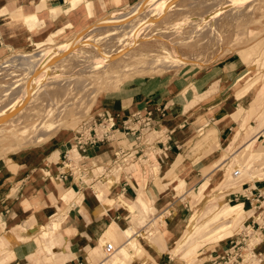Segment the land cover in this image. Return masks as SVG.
I'll list each match as a JSON object with an SVG mask.
<instances>
[{"label":"crops","instance_id":"0c3cea01","mask_svg":"<svg viewBox=\"0 0 264 264\" xmlns=\"http://www.w3.org/2000/svg\"><path fill=\"white\" fill-rule=\"evenodd\" d=\"M78 1L69 8L68 0H0V57L10 48L27 47L33 37L43 36L46 31L51 37L49 31L53 25H71L80 17L84 18L82 8L79 13L75 11ZM87 1L90 13L96 14L94 19L97 20L133 0ZM56 6L61 9H54ZM51 7L53 13L45 12ZM98 13L102 15L97 16ZM65 28L68 31L64 32L74 29ZM230 63L219 62L197 76L143 78L128 86L123 94L103 101L99 112L115 115L117 124L136 109H150L156 126L171 130L164 167L155 173L157 178L151 174L140 183L136 177L131 179L134 173L130 172L129 176H122L116 184L100 192L102 183L78 187L69 180L60 182L55 176L62 169L59 161L71 138V134L65 133L56 134L41 150L21 154L16 168L0 161V224L6 225L0 228V264H191L194 250L211 241L220 246V250L209 252L221 253L228 241L224 244L219 241L229 237H219L223 230L221 223L225 230L237 231L248 226L249 216L244 204L242 211L239 208L234 214L233 210L230 215L222 213L220 209L240 204L229 203L225 196L218 195L222 188L231 184L228 181L231 172L224 175L222 168L229 167L227 158L238 148L241 125L248 120V112L242 117L238 115L240 98H231L229 84L234 74L228 70ZM233 124L237 125L232 129ZM257 137H245L240 146L254 148ZM222 140L225 141L216 157V147ZM119 144H128V141L121 133H115L107 141L90 148L89 157L108 160ZM252 150L260 154L264 151V142ZM51 156L58 157L59 161H48ZM218 166L221 171L216 180L205 184ZM205 173L209 175L196 192L189 190L179 199L174 196L185 184L188 189L195 188ZM243 183L262 188L264 178ZM211 189L215 190L214 194ZM194 195H207V200L213 201L204 202L183 221L178 203L184 198L193 200ZM70 202L65 217L57 215L48 221L56 209ZM216 208L222 213L219 216H214ZM164 210L172 214L173 222L163 219ZM154 211V216L144 221L146 214ZM211 213L217 218L212 220ZM133 215L137 222L148 224L152 234L148 232L147 236L139 238L134 230L121 236V231L133 229L130 225ZM53 221L57 224L51 227ZM20 224L22 229L18 227ZM179 233V238L171 245L173 236ZM261 234L257 244L262 250H257L263 256L264 231ZM120 239L124 241L119 243ZM131 239L135 240V247L127 248L126 252V242ZM108 243L113 247L112 252L105 248ZM183 246H186L185 252L178 255V249ZM202 253L200 264H204L207 252ZM261 264H264V256Z\"/></svg>","mask_w":264,"mask_h":264},{"label":"rangeland","instance_id":"374dc122","mask_svg":"<svg viewBox=\"0 0 264 264\" xmlns=\"http://www.w3.org/2000/svg\"><path fill=\"white\" fill-rule=\"evenodd\" d=\"M154 1L159 6L158 10L152 9L156 5L150 3ZM145 2L146 6L141 11H133L136 5ZM89 5L87 0H79L75 11L79 13L82 8L83 13L85 12L84 18L80 17L78 22L71 25H53L49 31L51 37L46 31L43 36L33 37L27 47L10 48L0 57V161L16 168V160L21 154L41 150L56 134H71L72 138L83 119L96 116L105 99L123 94L128 86L143 78L162 75L184 77L188 74L197 76L219 62H231L228 67L234 74V80L229 84L231 98L234 96L239 99L241 95L245 96L244 100H238L240 106L237 112L241 117L248 112V120L241 125V137L236 143L238 148L232 150V154L227 158L229 167L222 168L224 175L236 168L240 169L241 174L237 178L229 174L230 186L222 188L217 194L219 197L225 196L229 203L240 204L234 205L235 208H222V213L230 215L233 210L234 214L239 208L242 211L243 204L249 210L247 203L237 202L241 199L233 200L229 193L240 189V184L245 180L264 178V151L257 155L252 150L264 142V0H133L119 6L118 11L103 14L97 20L94 19L96 14L88 11ZM51 9L52 7L47 8L45 12H52ZM54 9L60 10L61 7L56 6ZM100 15L102 14H97ZM112 19L118 22L88 32L89 26L94 22L102 20L104 23ZM65 27L74 29L66 33L64 31L68 30ZM76 37L84 43L74 44L70 48L63 46L67 41H74ZM60 50L64 51L63 54H59V58L55 57ZM49 51L55 52L50 54ZM41 52H44L42 64L54 62L45 68V74L40 80L33 78L30 69L22 64L20 66L15 60L11 61L25 59ZM17 53L20 55H15ZM33 57L40 56L31 58L34 59ZM48 58L53 59L47 60ZM162 59L159 65V60ZM21 92L27 96L18 101L22 96ZM236 125L233 124L232 129ZM245 137H257L254 148H245V144L240 146ZM224 141L216 147V157L219 156ZM151 160L153 162L149 158L139 159L130 164L126 171L134 173L131 179L136 177L140 183L147 180L148 176L142 175L141 168H153V177L157 178L156 172L164 167L165 158L159 163L153 157ZM48 161L58 162L59 159L51 156ZM218 167L211 179L206 180L209 174L205 173L195 188L188 189L185 184L174 196L179 199L189 190L196 192L203 181L206 180L205 184L215 181L221 171V167ZM116 174L115 177L102 182L98 192L116 184L118 175H124L119 172ZM175 181L179 183L178 180ZM214 191L210 190L212 193ZM207 199V195H194L193 200H180L178 209L182 211V220L185 221L203 206L204 202L209 201ZM211 201L213 200L209 202ZM70 204L60 210L56 209L48 221L57 215L65 217L70 210ZM218 210L219 208H216L213 211L214 216L222 214L218 213ZM155 213L156 211L148 212L144 221H148ZM214 216L212 213L209 215L212 220L217 218ZM163 217L169 223L173 222L172 214L165 210ZM131 219L130 225L133 229L121 231V236H127L134 230L139 238H144L148 232L152 234V230L148 231V224L137 222L135 215ZM56 224L53 221L51 227ZM221 225L223 230L219 237H229L219 241L220 244H224L229 238H236L237 234L246 228L245 226L232 231L225 230L224 223ZM1 226L6 225L0 224L2 229ZM138 226L141 228L137 229ZM18 227L22 229L21 224ZM253 234L254 230H251L246 240L247 245L244 246V254L253 246L262 250L257 243L249 244ZM179 236L180 233L173 236L171 245L175 244ZM259 238L261 237L252 236L253 241H258ZM122 241L124 240L120 239L118 242ZM126 243V252L127 248L135 247L134 239ZM185 248L186 246H183L178 249L177 254L182 255ZM215 249L220 250V246L213 241L199 245L191 254L194 260L191 264H200L202 252ZM239 264L261 262L245 257Z\"/></svg>","mask_w":264,"mask_h":264},{"label":"built area","instance_id":"2783aa9c","mask_svg":"<svg viewBox=\"0 0 264 264\" xmlns=\"http://www.w3.org/2000/svg\"><path fill=\"white\" fill-rule=\"evenodd\" d=\"M152 110L136 109L122 118L120 124L116 123L115 115L105 114L100 111L95 117L85 118L66 146L59 161L61 168L56 174L58 181H67L80 187H92L102 183L116 172L126 175H118L117 180L130 175L126 168L133 162L142 159L153 162L159 161L165 156L171 130L156 126ZM121 133L128 144H119L113 151L112 157L105 161L95 160L89 157L88 150L100 143L107 141L111 135ZM152 166V165H151ZM143 174L150 176L153 168H141ZM233 177L240 176V169L232 171ZM116 179V178H115ZM230 197L237 201L241 199L249 206L248 228L241 230L236 238H229L228 244L221 253L207 252L203 259L204 264H239L245 257L260 262L263 258L260 252L253 246L244 254V246L247 245L251 230L264 231V187H251L241 183L240 189L232 190ZM106 250L113 251L110 243Z\"/></svg>","mask_w":264,"mask_h":264},{"label":"bare ground","instance_id":"6f19581e","mask_svg":"<svg viewBox=\"0 0 264 264\" xmlns=\"http://www.w3.org/2000/svg\"><path fill=\"white\" fill-rule=\"evenodd\" d=\"M76 1L77 0H68V4H69V8H71V7H73L74 5H75V3H76ZM142 3V2H141ZM141 3L139 4V5H136L135 7H134V10L133 11H138V10H142L145 6H146V3L147 2H145V3H143L142 5H141ZM150 3V2H149ZM150 4H155V1H154V3H150ZM156 5V4H155ZM148 6H149V4H148ZM148 6H147V8H148ZM158 5H156V6H154L152 9L153 10H158L159 9V6L157 7ZM87 8H88V11L90 12L91 11V7H90V5L89 6H87ZM97 9H98V7H97ZM148 10V9H147ZM150 10V9H149ZM148 10V11H149ZM145 11V10H144ZM146 12V11H145ZM148 13V12H147ZM150 13V12H149ZM103 20V19H102ZM102 20H99L98 22H94L93 24H92V26L90 25L89 26V28H88V32H91V31H93V30H95V29H99L101 26H105V25H108V24H113V23H116V22H118V20H109L108 22H101ZM112 21V22H111ZM70 23V22H69ZM98 24H100V25H98ZM69 25V24H68ZM97 25V26H96ZM66 33H68V32H66ZM79 43H84V41H82L81 39H79V37H76V39H74V41H72V42H70V41H67L66 43H64L63 44V46H66V47H68V48H70V47H73L74 46V44H79ZM48 51V50H47ZM50 52V51H49ZM55 51H51L50 52V54H53ZM63 50H60V51H57V54L55 55V57H57V58H59V56H61L62 54H63ZM46 54V53H45ZM49 54V55H50ZM59 54H61V55H59ZM37 55H39L40 57L39 58H36L37 60H35V58L34 59H32L31 57L32 56H37ZM42 55H44V52H41V53H36V54H32V55H29L28 57H26L25 59H23V58H21V60H17V59H12L11 61H16L19 65H21L22 64V66H25L26 68H28V69H30L31 71H32V76H33V78H36L37 80H40L41 79V77H43V75L45 74V73H43L44 71H45V68H48V65L49 64H53V62L52 63H44V64H42L43 63V60H41L42 59ZM56 58V59H57ZM50 59H53V58H48L47 60H50ZM55 59V60H56ZM156 60V59H155ZM152 61V60H151ZM157 61V60H156ZM161 61H163V59L162 60H159V65L161 64ZM7 62V61H6ZM158 64V63H157ZM154 65V64H153ZM128 66V65H127ZM126 66V67H127ZM158 66V65H157ZM50 67H51V65H50ZM151 67V66H150ZM34 92V91H33ZM21 94H22V96L18 99V101H22V100H24L25 99V97L27 96V95H25L24 93H22L21 92ZM244 97L245 96H243V95H241L240 96V100L242 101V100H244ZM28 100V99H27ZM233 171V170H232ZM232 171H231V174H232V176H233V173H232ZM70 204V203H69ZM233 207H235V206H233ZM249 226H247L246 228H248ZM127 229H130V227L129 228H127ZM254 235H256V236H258V237H260L262 234H261V232L259 231V230H255L254 231V234L252 235V236H254ZM252 236H251V238H250V242H249V244H254V243H258L257 242V240L256 241H253L252 240ZM261 262V261H260ZM260 262H258V263H260Z\"/></svg>","mask_w":264,"mask_h":264}]
</instances>
